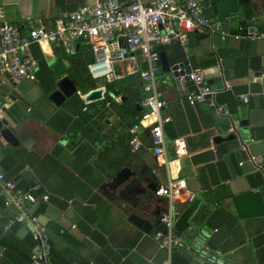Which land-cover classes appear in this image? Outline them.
Wrapping results in <instances>:
<instances>
[{
    "label": "crops",
    "instance_id": "obj_1",
    "mask_svg": "<svg viewBox=\"0 0 264 264\" xmlns=\"http://www.w3.org/2000/svg\"><path fill=\"white\" fill-rule=\"evenodd\" d=\"M94 1L0 4L8 20L28 34L40 24L52 26L62 11ZM204 5L206 15L224 25L227 38L192 33L188 50L174 42L161 51L171 66L182 62L209 76L216 75L218 56L233 59L222 69L231 74L222 75L225 88L216 100L236 121L234 140L216 143V136L231 134L228 119L208 104L191 105L190 81L162 69L158 78L168 102L163 113L170 162L159 165L149 131L139 133L136 147L129 142L131 123L139 115L127 118L123 95L106 97L107 81L91 86L100 79L89 74L94 54L85 42L75 52L64 43L34 44L36 76L2 85L0 117L16 130L20 144L0 138V171L22 188L40 183L39 192L49 194L48 202L36 206L51 235L49 264H162L167 253L154 234L167 200L156 189L169 178L187 181L173 206L179 227L219 228L211 241L215 252L234 257L236 264H264V0H204ZM142 68L127 60L117 64V73L123 78ZM66 76L76 83L81 100L74 94L56 105L50 95ZM84 86L90 87L86 93L80 90ZM95 89H104L103 97L87 101ZM239 94H248L249 101ZM243 144L257 156L255 162ZM3 201L0 194V264H30L39 244L27 227L10 226L16 209ZM178 257L173 255L172 262Z\"/></svg>",
    "mask_w": 264,
    "mask_h": 264
},
{
    "label": "built area",
    "instance_id": "obj_2",
    "mask_svg": "<svg viewBox=\"0 0 264 264\" xmlns=\"http://www.w3.org/2000/svg\"><path fill=\"white\" fill-rule=\"evenodd\" d=\"M205 11L204 0H95L75 10L62 11L52 26L40 24L31 28L28 34H23L19 26L8 20L6 6L0 4V106L2 85L7 80L19 84L38 73L39 60L32 51L34 44L64 43L71 52H75L79 42L88 43L94 60L87 66L95 79L107 82L118 79L117 64L122 61L135 60L144 65L139 72L146 97L141 103L142 115L130 128V143L136 147L139 133L149 131L156 142L154 152L158 164L168 166L167 118L163 113L168 102L158 78L163 69L161 47L178 42L188 50L192 33L208 37L220 35L225 40L228 32L224 25L208 17ZM222 60V57H217L218 67H222ZM186 75L191 83L186 92L188 102L191 105L208 104L216 115L228 119V131L235 133L236 121L227 105L216 100L223 89H213L202 68L186 69ZM238 97L244 102L250 99L248 94H239ZM242 149L248 153L250 161L257 160L247 144H243ZM41 188L40 183L22 188L0 171V194L4 205L16 209L10 226L18 223L27 227L39 244L30 264H49L53 247L48 226L36 212L39 203L49 201L48 193L39 192ZM186 189L184 178H169L156 189V195L167 200L159 215L161 226L154 234L160 249L167 253L162 264H173V255L180 256L189 264H236L234 257L219 254L212 246L211 241L219 228L193 224L183 228L178 226L174 201L183 196Z\"/></svg>",
    "mask_w": 264,
    "mask_h": 264
},
{
    "label": "water",
    "instance_id": "obj_3",
    "mask_svg": "<svg viewBox=\"0 0 264 264\" xmlns=\"http://www.w3.org/2000/svg\"><path fill=\"white\" fill-rule=\"evenodd\" d=\"M241 2H247L250 0H240ZM251 30H254V28H251ZM161 54V62L163 65V69L166 72L173 71L175 77L180 78V76L184 77L182 79L189 80V77L186 75V66L184 63L180 62L178 64H175L174 66H171L166 51L162 50L160 52ZM233 65V59L231 58H224L222 60V67L216 68V75L209 76L208 72L206 71L208 75V83L211 85L213 89H224L225 88V82L222 81V75H230L231 72L229 70L222 72L223 67L224 68H230ZM78 92V87L74 80L66 76L62 78L58 83V89L55 90L51 95L50 99L56 104V105H62L66 98L73 96ZM104 89H95L91 91L87 96V101H95L98 99H101L103 97ZM3 137L8 143H10L13 146H18L20 144V139L17 135L16 130L9 125L8 121L5 118L0 117V138ZM236 138L235 133L229 134L227 137L222 136H216L215 142L221 143L223 141H231Z\"/></svg>",
    "mask_w": 264,
    "mask_h": 264
},
{
    "label": "trees",
    "instance_id": "obj_4",
    "mask_svg": "<svg viewBox=\"0 0 264 264\" xmlns=\"http://www.w3.org/2000/svg\"><path fill=\"white\" fill-rule=\"evenodd\" d=\"M40 62L41 64H43L42 60H40ZM103 84L104 83L101 80H94L91 86L95 88ZM105 85L107 88L106 97L123 95L124 97L123 107L125 109L124 113H126L127 118H135L137 115L140 116L143 113L141 103L146 97V95L143 90L140 73H135V74L123 77V78L116 79L111 82H107L105 83ZM89 89H90L89 86L87 87L84 86L80 90L83 91V93H86L88 92ZM74 96L80 98L81 100V97L79 96L78 93H76ZM104 101H102V103H105ZM139 116L135 118V120L131 123V126L137 122ZM11 227H14V226H11ZM177 260L180 261L182 264H189L187 261H185L181 257H178ZM177 260L175 261L176 263L173 260V263L178 264Z\"/></svg>",
    "mask_w": 264,
    "mask_h": 264
}]
</instances>
